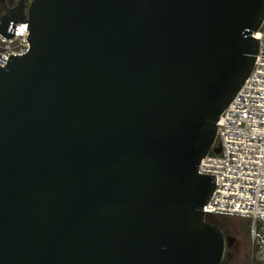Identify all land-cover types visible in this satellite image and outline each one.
<instances>
[{
    "label": "water",
    "instance_id": "water-1",
    "mask_svg": "<svg viewBox=\"0 0 264 264\" xmlns=\"http://www.w3.org/2000/svg\"><path fill=\"white\" fill-rule=\"evenodd\" d=\"M0 0V264H222L200 173L264 0Z\"/></svg>",
    "mask_w": 264,
    "mask_h": 264
},
{
    "label": "built area",
    "instance_id": "built-area-1",
    "mask_svg": "<svg viewBox=\"0 0 264 264\" xmlns=\"http://www.w3.org/2000/svg\"><path fill=\"white\" fill-rule=\"evenodd\" d=\"M28 21V14L23 23ZM2 22L0 21V26ZM29 23L17 24L16 35H0V67L10 57L30 51ZM259 51L253 70L217 123L215 146L200 165V173L216 176L213 196L204 207L207 217L250 220L259 237L264 236V20L255 34Z\"/></svg>",
    "mask_w": 264,
    "mask_h": 264
},
{
    "label": "rangeland",
    "instance_id": "rangeland-1",
    "mask_svg": "<svg viewBox=\"0 0 264 264\" xmlns=\"http://www.w3.org/2000/svg\"><path fill=\"white\" fill-rule=\"evenodd\" d=\"M219 226L237 240V245L226 251L222 264H264V240L259 237V231L253 229L250 220L222 217Z\"/></svg>",
    "mask_w": 264,
    "mask_h": 264
},
{
    "label": "flooded vegetation",
    "instance_id": "flooded-vegetation-1",
    "mask_svg": "<svg viewBox=\"0 0 264 264\" xmlns=\"http://www.w3.org/2000/svg\"><path fill=\"white\" fill-rule=\"evenodd\" d=\"M33 1L34 0H25L24 1V5H26L25 7H24V9H23V16H26L27 14H28V10H29V8L31 7V5H32V3H33ZM2 8H4V4L2 3V2H0V10L2 9ZM2 22V21H1ZM3 23V22H2ZM220 221H222V217H217L215 220H213V222H211V223H213V224H215V225H217L218 227H220L219 226V222ZM222 229V228H221ZM223 233L225 234V237L227 238V248H226V251L228 250V249H230L231 248V246H233V245H237V240H236V238H232V237H230V235L227 233V232H224V230H223Z\"/></svg>",
    "mask_w": 264,
    "mask_h": 264
},
{
    "label": "trees",
    "instance_id": "trees-1",
    "mask_svg": "<svg viewBox=\"0 0 264 264\" xmlns=\"http://www.w3.org/2000/svg\"><path fill=\"white\" fill-rule=\"evenodd\" d=\"M207 218H208L209 222H213V220H215L217 218V216H210V217H207ZM261 240H264V238L262 237Z\"/></svg>",
    "mask_w": 264,
    "mask_h": 264
}]
</instances>
